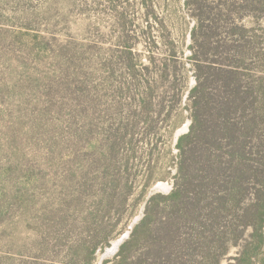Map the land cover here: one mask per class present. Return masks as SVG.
I'll return each instance as SVG.
<instances>
[{"label":"trees","instance_id":"trees-1","mask_svg":"<svg viewBox=\"0 0 264 264\" xmlns=\"http://www.w3.org/2000/svg\"><path fill=\"white\" fill-rule=\"evenodd\" d=\"M141 3L147 28L166 29L152 2ZM184 4L194 23L186 61L172 35L150 29L158 54L148 46L143 61L125 44L110 48L103 65L88 60L83 74L84 59L76 52L73 60L66 44L36 36L43 55L33 43L15 51L12 29L0 27V111L19 107L28 121L0 125V264H94L119 235L111 234L112 218L128 205L122 170L139 158L136 142L146 148L145 170H155L157 140L183 123L186 92L190 125L175 145L173 189L149 198L103 264H264V0ZM163 117L170 124L162 131ZM16 170L39 172L24 181ZM44 170L47 180L38 177ZM91 170H101L93 171L96 182ZM27 219L32 239L24 242Z\"/></svg>","mask_w":264,"mask_h":264},{"label":"rangeland","instance_id":"rangeland-1","mask_svg":"<svg viewBox=\"0 0 264 264\" xmlns=\"http://www.w3.org/2000/svg\"><path fill=\"white\" fill-rule=\"evenodd\" d=\"M150 1L155 7L156 15L161 19L166 29L155 26L153 22H149L151 28H147L144 20L146 9L141 0H0V27L6 28L5 26H7V28L12 29L9 32L10 35L14 36L13 47L16 48L15 51H21L27 43H33V46L43 55L46 47L37 40L36 36L40 40L44 36V42H50L47 46L52 45L56 48L60 43L66 44L74 49L73 60L77 58L76 52L79 59H84L79 64L82 68L80 74L86 71L88 63L92 61L91 58L101 60L99 63L103 65L104 60H109L108 50L110 48H113L112 51L120 50L125 44L131 45L143 61L145 56L149 54L148 46L152 48L155 54H158L155 47H152L151 44L148 45L149 41H147V34L145 33H148L150 29L152 31L151 36L158 31V34L161 33L164 36V40H166L165 36L168 39V35H172V39L171 36L170 39L173 40L175 48L178 52L183 53L179 56H182L183 60L186 61L191 53L189 45L194 23L185 9V0ZM151 20L153 21V19ZM131 36V39L127 38ZM9 42H12V39H9ZM159 48L161 53L164 52L161 44ZM88 60L90 61L88 62ZM187 66L189 67L188 63ZM194 84L193 72H189L188 89H191ZM187 95L188 92L185 93L181 105L183 123L171 137L167 135L157 140V148L152 158L155 160L152 165L158 163L155 170H145L146 165L150 163L144 153L146 148L141 142H136V152L139 158H136L137 161L132 170H122V174L128 178V185L131 186L128 205L114 214L112 218L114 232L111 234L115 235L120 231L119 235L111 238L107 246L97 250L94 264H103L104 261L113 260L120 246L129 238L133 227L143 218L146 204L151 196L155 194L168 195L172 191L178 168L175 145L178 137L188 132L190 125L189 112L184 107ZM8 97L12 99L11 96L7 95L6 98ZM22 116V110L19 107L10 106L9 109L4 107V110L0 111V125L21 126V123L28 122L26 119L22 120ZM160 121L159 126L163 131L170 123L165 117ZM184 127L185 129H183ZM182 130L183 132L177 135ZM29 152L34 156L35 149ZM197 169L196 166L195 170ZM20 171L16 170L15 177L24 181H33L32 178H36V174L39 172V170H32L31 173L24 175L25 172ZM93 171L100 172L101 170ZM93 171L91 170V173L94 182H96V174ZM51 174L48 170H44L38 177L42 179L44 176L47 180ZM103 174L106 175V170L103 171ZM146 175H148V180L145 179ZM102 182L104 181L102 180L101 184ZM149 183H152V186L139 203L141 199L139 193L147 188ZM160 183L164 186L158 188ZM133 212L135 215L127 222V218ZM30 223V219L24 223L22 240L24 237L32 239L31 234L26 235L25 228ZM22 248L26 252L32 250V247L29 246ZM227 263L229 261L223 264Z\"/></svg>","mask_w":264,"mask_h":264},{"label":"bare ground","instance_id":"bare-ground-1","mask_svg":"<svg viewBox=\"0 0 264 264\" xmlns=\"http://www.w3.org/2000/svg\"><path fill=\"white\" fill-rule=\"evenodd\" d=\"M183 129H185V127H184ZM182 132H183V130H182V131H179L178 134H181ZM163 186H164V185L160 183L157 187H158V188H161V187H163Z\"/></svg>","mask_w":264,"mask_h":264},{"label":"water","instance_id":"water-1","mask_svg":"<svg viewBox=\"0 0 264 264\" xmlns=\"http://www.w3.org/2000/svg\"><path fill=\"white\" fill-rule=\"evenodd\" d=\"M177 135H179V134H177Z\"/></svg>","mask_w":264,"mask_h":264}]
</instances>
